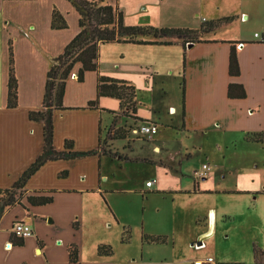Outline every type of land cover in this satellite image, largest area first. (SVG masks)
<instances>
[{"label":"crops","instance_id":"obj_1","mask_svg":"<svg viewBox=\"0 0 264 264\" xmlns=\"http://www.w3.org/2000/svg\"><path fill=\"white\" fill-rule=\"evenodd\" d=\"M2 1L11 3L14 0ZM106 1L111 5L112 3L117 5L119 8L118 0ZM195 1L194 7L197 8L191 11V19L192 21H198V23L195 24L194 28L182 26L183 29L200 31L202 22L209 23L224 18H231V20L228 23H224L216 31L209 33L208 37L202 38V42H187L183 46L182 41L175 37L172 41L169 38L162 39V41H170L171 45L176 43L182 45V55L184 58L186 57L184 69L186 92L188 86L193 87L202 84L206 88L201 91V96H195L196 99L203 100L206 96L208 98L216 97L219 104L230 108L225 116L222 114L217 116H211L208 113L204 114L207 112L205 110L201 116L207 118L209 124H211H208L209 126L218 125L219 129L222 128V131L235 129L236 123L242 121L240 119L244 116L253 125L252 128L246 130L247 132L264 133V42L261 41L264 35V0H255L253 3L249 2L250 0ZM50 24L51 15L48 26ZM28 29L33 31L35 26L30 25ZM59 31L61 30H54L51 26L49 27V32L58 33ZM198 33L202 34L204 32ZM72 37L70 38L72 39ZM70 38H67L62 47H57L56 52L52 56L53 58L63 52ZM190 43L192 44L191 47L188 46ZM31 44L33 43L31 42ZM140 46L146 47H130L132 49L122 50L123 53L128 52L129 57L134 55L139 60L132 63L126 59L125 62L122 57V63L127 65H121V63L117 62L120 65L119 67L122 68L119 73L115 69L111 71L104 70L105 62L98 59L99 74L112 79L122 80L132 85V83L134 84L133 77L135 74H139L140 78L144 75L143 69H147L150 72L147 73L148 77L160 71V68L154 65V62L150 60L151 57L149 58L147 54L150 53L153 57L158 50H164L163 48L166 49L168 47H158L165 45ZM231 47L236 49L240 70V74L234 77L228 74V59ZM140 58H144V60ZM199 62H201V65L198 64ZM51 64L45 59V74L38 82L37 87H33L30 92H26V89L22 87L20 78H18L17 105L14 108H7L6 83L8 69L7 74L4 73L5 85L0 102V191L12 189L23 172L28 169L43 151V122L31 120L29 113L44 110L42 100L46 74ZM79 66V64L74 66L72 75L65 82L62 109L52 111V146L56 151L64 152L67 151L65 142L70 141L73 152L96 150V153L74 159L48 161L27 180L22 189L13 191L15 203L4 206L0 216V264H99L101 258L108 256L99 255L97 249L99 246L107 245H102L105 242L97 244L93 239H90L88 259L86 257L82 229L84 222L97 219V229L102 233L108 230L112 222L111 216L115 219V215L112 213L106 199V196L112 193H138L140 198L146 201L149 200V196L163 195L164 198L173 196V203L177 198L175 196L185 198L189 202L188 210L192 212L189 220H187L189 223H184L187 227H182L181 224L179 228L173 229L170 234L157 232V234L149 233L147 236L163 237L164 242H167L169 237H175L176 234L179 239L183 236L195 235V240L199 239L196 243L197 247L210 248L211 255L214 258L209 253L206 258L210 257L213 259L211 264H242L241 256L238 257L236 253L233 261L225 262L222 248H217L216 240H212L220 233H225L222 237L223 239L228 240L230 238V231L224 226V221L221 220V217H224L225 214H222V211L219 210L220 201L218 200H229L233 196L242 197L241 209L245 212H250L247 222L249 223L252 220L250 228L245 226L249 235L247 236L250 238V244L252 243L253 245L251 252L250 248L247 249L248 264H252V262L256 264L254 255L257 256L258 264H264V208L260 209L258 213L260 221L255 218L257 213L251 216L257 205L256 203L260 201L257 194L263 195L264 198V192L258 193L252 189L241 190L237 186L220 188L218 181V188L212 189L209 186L214 172L211 171V167L206 172V176L203 175L205 177L202 176L201 178L205 184L199 183V178H195L189 188L183 189L176 187V185L168 186L166 185V180L177 179L176 175L169 173V170L171 172L173 170L179 171V162L176 161L177 159L174 156L160 159L143 157L131 160L123 156H118L114 159L105 155L104 153L106 152L100 150V143L104 139L107 129L113 123V116H117V112L120 111L119 101L114 98L101 97L96 107L88 106L89 102L96 99L97 74L96 72H86L80 82L77 80ZM112 66L114 68L115 64ZM123 69H126V71H123ZM168 69L171 71L170 65ZM194 71H198L196 76L193 75ZM202 74L203 81L199 79ZM229 85L242 86L245 94L243 98L248 100L245 107L235 103V100L243 98H229L227 96ZM233 92L234 94L239 92V88L234 87ZM134 107L135 114L132 113V109L129 106L124 107L123 110L125 112L130 110V114L136 118L140 125L144 123L155 124L158 129L161 121L154 113L151 115L146 112L142 113L139 104L136 102V97L134 99ZM171 108L176 110L175 106L169 105L168 109ZM182 115L183 130L196 129L199 122L198 118L196 119L197 116L193 110L187 107V101L185 103V100ZM122 118L127 119L129 122L132 121L129 117L120 116L114 123L115 128L129 125L126 121L122 122ZM166 126L171 127L170 124ZM158 134L159 131L152 138L155 136L160 137L161 135L158 136ZM258 144L264 145V143ZM153 149L158 151L160 148L155 144ZM141 160L149 168L151 166L150 169L154 170V174L151 176L153 177L154 175L155 178H147L144 182L147 189L142 186L143 184L140 187L136 185L129 187L127 186V183H129L127 181L124 185L122 183L119 186L114 184L116 173L114 174L111 165L115 164L118 166L121 172L129 164H135ZM216 161L217 159H214L213 170L215 167L220 168ZM205 164L203 163L202 166ZM201 168L199 171L202 170ZM195 172L196 170H194ZM220 172L222 177L218 176L217 179L224 180L232 175L230 170H228V174H225V171L220 170ZM148 181L154 182L148 187L146 186ZM139 191L143 192L139 193ZM3 197V194H0L1 204L6 201ZM29 197L51 198V202L32 204L28 200ZM204 199L206 203L203 205ZM209 201L213 204H210ZM235 211L237 212L238 210ZM235 220L236 216L234 214L232 221ZM18 221L25 222L32 231L30 236L23 238L22 245H17L18 238L12 233V227ZM191 226H194L195 229ZM146 244L155 245L157 243L147 242ZM71 246H75L77 249V261L75 262L69 259L68 250ZM215 255L218 258H215Z\"/></svg>","mask_w":264,"mask_h":264},{"label":"rangeland","instance_id":"obj_2","mask_svg":"<svg viewBox=\"0 0 264 264\" xmlns=\"http://www.w3.org/2000/svg\"><path fill=\"white\" fill-rule=\"evenodd\" d=\"M195 2V0H118V5L123 12L126 26L183 29L182 26L194 28L195 24L198 23V21H192L191 19V11L197 8L194 7ZM249 2L253 3L255 0ZM112 5L114 4L112 3ZM53 8L65 17L67 24V28L58 33L49 32L50 26L48 24ZM77 20V13L67 0H14L11 3L0 0V102L5 85L4 73L7 74L8 69L9 41L12 47L16 81L20 78L22 87L26 89V92H30L33 87H37L38 82L45 74V59L51 64L56 58L52 56L57 47H62L67 38L72 37L79 30ZM202 23L203 26L206 24V22ZM223 24L213 29L212 32ZM30 25L35 26L33 31L28 29ZM209 35V33H202L198 34L197 38L204 39ZM169 39L172 41L174 37H169ZM31 42L33 44L30 45ZM130 47L146 46L126 43L102 45L99 60L105 62L104 70L111 71L115 69L119 73L122 68L119 67L120 65L117 62L121 65H127L122 63V57L125 62L126 59L132 63L139 60L134 55L129 57L128 52H122L125 49H132ZM158 47L168 48L158 50L153 57L150 53L147 56L151 57L150 60L160 68V71L151 76L149 74L150 77H148L147 73L150 72L143 69L144 75L140 78L139 74H135L133 77L134 84L132 83V85L135 86L136 102L139 104L140 111L149 115L154 113L161 121L158 125V136H161H155L156 138L152 139L146 138L138 132L139 127L143 124L138 123L136 118L130 114V110L129 112L120 110L117 112V116H113V123L107 129L105 137L100 143V150L110 151L131 160L143 157L159 159L176 157V161L179 162L178 170L181 172L175 170L171 172L169 170V173L176 175L178 180L172 178L166 180L168 186L176 185V187L183 189L191 187L196 178L194 170L200 172L199 169L202 164L206 163L209 168H212L211 171L215 172H213V179L209 182L210 188H218V181L220 188L237 186L241 190L252 189L258 193H263L264 145L251 140L257 135L256 133L246 131L253 127L252 123L248 118L245 119L242 116L240 119L242 121L236 123L235 129L222 131V128L219 129L218 125L209 126L211 124H209L207 118L201 116L205 110L207 112L204 114L208 113L211 116L222 114L225 116L230 108L219 104L216 97L208 98L206 96L203 100L196 99L195 96H201V91L206 88L202 84L193 87L188 86L186 92L184 71L186 57L184 58L182 55L181 44L176 43L171 46ZM140 59L144 60V58ZM113 64H115L114 68ZM198 64L201 65V62ZM169 65L172 73L168 69ZM199 69L201 68L199 67ZM123 71H126V69H123ZM198 71H194L193 75L196 76ZM199 79L203 81V74L200 75ZM211 95L213 94L211 93ZM184 100L185 103L187 101V107L193 110L197 116L196 119L198 118L199 122L194 130H183L182 110ZM235 103L245 107L248 100L243 98L235 100ZM169 105L175 106L177 111L173 108L168 109ZM120 116L129 117L132 121L129 122L127 119L122 118V122L126 121L129 125L115 128L114 123ZM167 124H170L171 127H167ZM208 126L209 128L205 130ZM155 144L160 148L158 151L153 149ZM214 159H217L216 163L220 165V168L215 167L213 170ZM113 165H111V169L114 170V174L118 173L115 174L114 184L116 186L121 185V183L124 185L127 181L129 187L135 185L140 187L142 184L145 187L144 182L147 178H155L154 175L151 176L154 174V170L150 169L151 166L149 168L142 160L135 164H129L121 172L118 166ZM220 170L225 171V174H228V170H230L232 175L224 180L217 179L218 176L222 177ZM201 178H199V183L205 184ZM175 197L177 198L173 203V196L169 198H164L163 195L149 196V200L146 201L141 199L138 193H112L107 195L106 199L112 213L115 215V219L111 216V226L104 233L97 229V219L84 222L82 236L85 241L86 257L89 259L90 239H93L97 244L105 242L102 245L110 246L112 250V255L101 258L99 264H191L195 260L206 259L208 253L213 256L210 248L203 249V247L196 246L199 239L195 240V235L183 236L179 239L176 234L175 237H169L167 242L162 244H146L144 237L149 233L170 234L173 229L179 228L181 224L182 227H187L184 223H189L187 220L192 214L188 210L189 202L180 196ZM257 197L260 198L261 202L256 203L257 205L251 216L257 213L255 218L260 221L258 213L260 209L264 208V198L263 195L259 194H257ZM242 199V197L233 196L229 200H218L220 201L219 210L222 211V214H225L224 217H221V220L224 221V226L229 229L230 238L225 240L222 238L225 233H220L212 240H216L217 248H222L225 262L233 261L236 253L238 257L241 256L242 264H248L247 249L250 248L251 252L253 245L250 244L245 226L250 228L252 220L250 219L251 221L247 222L250 212L241 209ZM205 203L206 200L204 199L203 205ZM209 203L213 204L211 201ZM186 210L188 211L186 212ZM108 213L110 214V211ZM234 214L236 220L232 221ZM191 227L195 229L194 226ZM196 232L198 231L196 230ZM144 242L146 243L144 244ZM204 254L205 256H203ZM216 257L218 258L217 255H215Z\"/></svg>","mask_w":264,"mask_h":264},{"label":"trees","instance_id":"obj_3","mask_svg":"<svg viewBox=\"0 0 264 264\" xmlns=\"http://www.w3.org/2000/svg\"><path fill=\"white\" fill-rule=\"evenodd\" d=\"M71 3L75 12L78 14L79 31L65 46L63 52L58 55L50 65L44 87L42 100L43 111H32L29 118L33 121L43 122L44 147L42 153L36 160L23 172L12 189L0 191L3 194L4 204L0 203V216L4 206L15 203L14 190L22 189L27 180L46 162L57 159H74L94 155L96 150L86 152H73L72 143L65 142L67 151L58 152L52 146L53 125L52 111L62 109V98L65 90V82L72 75V70L76 64H79L77 80L82 81L84 73L96 72L97 86L96 99L89 102L88 106L96 107L101 97L114 98L119 101L120 110L130 106L132 113L135 114L134 99L136 90L134 86L125 81L116 80L99 74V53L100 47L108 43H126L140 45H171L170 41H162L163 38L175 37L182 41L183 46L187 42H202L197 38L198 32L210 33L222 23H228L231 18H224L201 25L200 31L176 28H152L148 26H126L124 16L117 5H111L104 0H67ZM51 28L62 30L67 28L66 20L63 15L55 8L51 14ZM193 40H192V39ZM150 39V40H147ZM264 42V35L261 38ZM8 48V79H7V108H14L17 105V81L14 74V63L11 43ZM228 74L238 76L240 74L236 49L231 47L228 59ZM238 87L239 92H233V88ZM227 96L229 98H243L245 96L242 86L229 85ZM142 121L141 119H139ZM254 142L264 143V133L254 136ZM111 158L118 155L107 151L104 153ZM120 158V157H119ZM32 204H46L51 202V198H28ZM0 202L1 198H0ZM16 223V222H15ZM14 235V234H13ZM17 237V236H15ZM17 245H22L23 238L17 237ZM144 239L151 243H164L163 237H148ZM69 259L72 262L77 261V249L71 246L68 250ZM99 255L109 256L112 251L108 246H99L97 249ZM255 262L258 264L257 256L254 255Z\"/></svg>","mask_w":264,"mask_h":264},{"label":"built area","instance_id":"obj_4","mask_svg":"<svg viewBox=\"0 0 264 264\" xmlns=\"http://www.w3.org/2000/svg\"><path fill=\"white\" fill-rule=\"evenodd\" d=\"M139 133L143 134L144 136L148 137V138H152L154 135L157 134L158 129L156 127L155 124H143L139 127ZM209 166L207 164L202 166V170L200 172H195L194 175L196 176V178H200L203 175L206 174V172L208 171ZM154 181H148L146 182V186H150ZM12 233L17 236V237H21V238H25L28 237L32 234V231L30 229V227L23 221H18L16 222L13 227H12ZM213 262L212 258H206L203 260H195L192 264H211Z\"/></svg>","mask_w":264,"mask_h":264},{"label":"water","instance_id":"obj_5","mask_svg":"<svg viewBox=\"0 0 264 264\" xmlns=\"http://www.w3.org/2000/svg\"><path fill=\"white\" fill-rule=\"evenodd\" d=\"M188 46H189V47H191V46H192V44L190 43V44H188ZM199 245H200V244H199Z\"/></svg>","mask_w":264,"mask_h":264}]
</instances>
